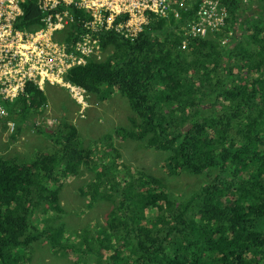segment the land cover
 Returning a JSON list of instances; mask_svg holds the SVG:
<instances>
[{
    "label": "trees",
    "instance_id": "trees-1",
    "mask_svg": "<svg viewBox=\"0 0 264 264\" xmlns=\"http://www.w3.org/2000/svg\"><path fill=\"white\" fill-rule=\"evenodd\" d=\"M220 1L229 15L215 35L231 33L226 49L210 35L182 34L200 2L192 0L193 11L177 21L149 15L134 42L114 30L99 32L107 58H91L66 76L100 103L114 90L129 100V123L118 130L130 144L139 141L138 149L163 158L172 188L145 170L121 171L120 155L115 157L121 146H98L110 150L98 158L101 149L82 145L76 126L62 122L48 131L32 123L29 145L22 138V149L0 152V264H29L40 241L59 252L66 229L51 212L63 210L60 193L76 179L85 185L78 189L83 196L90 192L80 199L109 205L110 227L119 232L118 242L99 251L89 246L94 236L78 234L80 240L66 248L77 258L91 255L98 264H264V0ZM38 15L36 3L27 1L19 25ZM182 40L189 42L185 51ZM226 59L234 67L222 71ZM245 68L250 74L243 77ZM46 104V94L28 85L5 106L19 122L13 140L24 134L22 122ZM204 174L198 186L186 180Z\"/></svg>",
    "mask_w": 264,
    "mask_h": 264
},
{
    "label": "built area",
    "instance_id": "built-area-1",
    "mask_svg": "<svg viewBox=\"0 0 264 264\" xmlns=\"http://www.w3.org/2000/svg\"><path fill=\"white\" fill-rule=\"evenodd\" d=\"M27 1L0 0V118L7 115L4 103L15 98L11 90L23 91L31 81L41 86L69 57L100 56L99 41L89 32L81 35L73 51L55 41L54 33L67 26L71 8L90 13L84 25L89 31L116 30L126 38L141 32L149 15L172 16L176 21L193 11L192 0H37L41 26L23 29L19 18ZM227 16L220 0H200L193 19L181 29L185 36L205 37L219 29ZM188 43L183 40L181 49L186 50ZM1 74L13 78L14 89Z\"/></svg>",
    "mask_w": 264,
    "mask_h": 264
},
{
    "label": "rangeland",
    "instance_id": "rangeland-1",
    "mask_svg": "<svg viewBox=\"0 0 264 264\" xmlns=\"http://www.w3.org/2000/svg\"><path fill=\"white\" fill-rule=\"evenodd\" d=\"M262 54L264 55V51L261 52V55ZM226 69L227 65L226 68L224 66L222 71H226ZM192 75L196 74L193 73ZM199 82L200 81L196 82V84ZM114 92L112 98L105 102L102 101L103 103H100V100L94 97H90L87 102L88 106H79L77 101H73L68 91L64 88L59 86H46L45 94L47 96L48 106L46 109L44 108L43 111L39 112L36 117L31 118L30 120L32 122H22L20 128L22 133H24L23 135L17 134L13 140L14 129L4 127L3 124H0V152L4 151V149H9L10 153L14 154L15 151L25 147V144L22 142L24 140H27V144L29 145L35 137V134L32 132V123L35 125L36 122H45L42 125L45 130L48 131L62 122L69 123L76 126L81 137L84 136L85 141L81 142L82 145L85 147H93L96 150L101 149L97 154L98 158L110 152L109 149L102 148L104 146L97 148L105 144L106 141H108V144L121 146V150L115 153V157L117 154L120 155L117 159L120 170L129 168L132 174L136 173L138 170H145L154 175L164 177L172 188L174 177L169 176L167 168L164 166L161 167L163 165V158L159 157L157 154L151 153L150 150L142 151L138 149V145L140 144H138L139 141L130 144L127 139H122L118 136L116 131L118 128L128 125V118L132 110L128 100L121 96L116 90H114ZM14 125H19V122L15 121ZM68 130L67 128L65 131ZM105 134L107 137H105ZM12 142L19 143H14V145H12L13 149L11 145L5 144ZM37 143L42 144V139L40 137L37 139ZM95 160H97V158H95ZM99 168L100 166L97 168V172H100ZM90 173H92V171L89 172V174ZM84 176L85 175L80 174L81 178ZM87 177L88 175L86 178ZM202 178H205V174L199 176V178L195 180L187 176L186 180L189 181L190 186L191 184L198 186L202 182ZM76 181L78 180L76 179L74 184L70 187H68V184L65 185L66 188H64V193L66 194L60 197L63 210L60 213L51 212L52 217H59L60 220H58L57 223H63L66 229L64 231L65 235L62 239V244L56 247L59 252L52 251L51 248L47 246L46 242H37L34 244L37 251L32 252V255L29 254V256L33 258L29 264H98V260H93L91 256L86 255L84 258L80 259L77 258L79 256L78 254L75 256L74 251L70 252L66 250L68 245L76 244L77 241H75V239H78V234L84 237L94 236V238L90 240V247L94 250L104 247L107 243L111 244L109 238H103L101 236V230L98 227L100 224H103V220L106 221L107 212L110 208L109 205H105L101 201H96V206H89L88 199L81 200L80 197L87 198L90 192H88L86 196H83L78 189L83 188L85 185L84 183L76 184ZM161 225L160 222L159 227H161ZM148 226H151V223H149Z\"/></svg>",
    "mask_w": 264,
    "mask_h": 264
},
{
    "label": "clouds",
    "instance_id": "clouds-1",
    "mask_svg": "<svg viewBox=\"0 0 264 264\" xmlns=\"http://www.w3.org/2000/svg\"><path fill=\"white\" fill-rule=\"evenodd\" d=\"M30 1H32V2H35L36 3V6H37V9H38V12H39V14L40 15H38V17L37 18H35V19H33L32 21H33V23H30V24H27V23H25L24 25H25V27L24 26H20V28H23V29H30V28H33V27H39V26H41L40 25V21H41V16H42V14H41V10H40V8H39V5H38V1L37 0H30ZM242 1H245V0H242ZM221 2V1H220ZM222 4V3H221ZM246 4H249V2L247 3L246 2ZM225 7V6H224ZM226 8V7H225ZM227 9V8H226ZM228 10V9H227ZM41 11V12H40ZM70 13H71V16L69 17V22H68V24H67V26L64 28V29H62V30H59V31H56L55 33H54V39H55V41H57V42H59L60 44H62V45H64L65 46V48H66V50L67 51H73L77 46H78V42L80 41V39H81V35L82 34H84V33H87V32H89V33H91L95 38H97L98 39V41H99V44H100V40H99V38H98V34H99V32H105L104 34H103V36L104 35H106V34H108V32H110V31H112V30H102V31H89L88 29H86V27L84 26L85 25V23H87L89 20H90V13H88V12H86L85 10H83V9H77V8H71L70 9ZM153 15V14H152ZM228 15H229V12H228ZM23 16H24V14H23ZM23 16H21L20 18H19V22L21 21V19H22V17ZM157 16V15H156ZM227 20H228V16L224 19V22H223V24L222 25H220V27H219V29H217V30H215V32H213V33H209L208 35H210V37L217 43V45L220 43V45H221V47H224L225 49L226 48H228L230 45H228L230 42H231V40H232V38H230V35H231V33L230 34H228V35H226L224 38H219L217 35H215V33L216 32H220V31H222L223 30V28L226 26V24H227ZM177 21V20H176ZM20 24V23H19ZM147 24V23H146ZM174 28H176V27H174ZM144 29V28H143ZM177 29V28H176ZM76 31H79L78 33H76ZM115 32H114V34L115 35H118L119 37H121L123 40H126V41H130V42H134L135 41V39L137 38V36L140 34V32L139 33H137L135 36H134V38H126V37H124L123 36V34L121 33V32H118V31H116V30H114ZM143 31V30H142ZM141 31V32H142ZM181 32H182V29L180 30ZM178 32V31H177ZM182 34H184L183 32H182ZM207 35V36H208ZM207 36H205V37H207ZM229 37V38H228ZM202 38H204V37H202ZM182 42H183V40L181 41V44H180V48H181V46H182ZM100 48H101V54H100V56L99 57H97V56H95V58H97L99 61H102V60H104V59H106L107 58V56L105 55V53H104V50H103V48L101 47V45H100ZM185 51V50H184ZM226 65L227 66H230V68H233L234 67V63H233V60L230 62V60L229 59H226ZM246 69V68H245ZM235 72H237V70L235 69ZM249 74H250V71L248 70V69H246V70H244V72H243V77H245L246 75H248L249 76ZM28 85H33L35 88H37V87H39L38 86V84L37 83H35V82H33V81H31V82H28L27 84H26V86L24 87V89H23V91H21V93L22 94H25L26 93V89H27V86ZM120 94V93H119ZM121 95V94H120ZM20 97V96H19ZM127 99V98H126ZM128 100V99H127ZM129 101V100H128ZM14 103V100L12 101V102H7V103H4L5 104V106L7 105V104H13ZM47 104H46V106L44 107L45 109L47 108ZM44 108H42V110L41 111H43L44 110ZM41 111H39V112H41ZM38 112V113H39ZM15 121H18V119H17V117H13V116H11V115H9V114H7L5 117H3V118H0V124H3V126H5V124H6V127H10L11 129H14V133H15V131H16V128L18 127V125H14V122ZM43 123H45V122H42V123H39V122H36V124H38V125H42ZM35 124V125H36ZM117 132V134H118V136H120L122 139H125L124 138V136H123V134L119 131V130H117L116 131ZM104 136V135H103ZM105 137H107V135L105 134ZM106 142H108V141H106ZM122 171V170H121ZM66 193H60V197H61V195H65ZM60 197H59V202L61 201V199H60ZM61 203V202H60ZM108 215V219H107V221H102V223L103 224H100L99 225V229L101 230V236L103 237V238H109V241L111 242V244H114V243H116V242H118L119 240L118 239H115V238H117V235L119 234V232H118V230L117 229H112L111 227H110V222L111 221H113V219H114V217H113V215H111V214H107ZM118 238H120V237H118ZM75 241H79V237H78V239H75ZM108 241V242H109ZM71 245H75V244H70V245H68V246H71ZM106 245H110V244H106ZM105 245V246H106ZM67 246V247H68ZM90 246V245H89ZM104 246V247H105ZM57 247H59V246H57ZM91 248V247H90ZM103 247H101L100 249H98V250H94V251H99V250H101ZM92 249V248H91ZM70 252H73V250H69ZM68 251V252H69ZM106 254H107V252H105ZM91 256V255H90ZM98 262H99V260H98Z\"/></svg>",
    "mask_w": 264,
    "mask_h": 264
},
{
    "label": "bare ground",
    "instance_id": "bare-ground-1",
    "mask_svg": "<svg viewBox=\"0 0 264 264\" xmlns=\"http://www.w3.org/2000/svg\"><path fill=\"white\" fill-rule=\"evenodd\" d=\"M91 58H95V57L93 56H79V57L72 56V57L67 58L64 65H61L62 69H56L51 75V78L46 82H42V85L37 87L36 89L43 91L45 93L46 86L48 85L59 86L67 90L69 93V96L73 99V101L75 102L77 101L79 106L80 105L88 106L87 102L89 101L90 97L92 98V94L88 93L83 88L74 84L72 81L67 79L66 76L71 68L76 67V66L86 65L90 61ZM9 72H11V70L7 71V73ZM1 75L8 82L10 88L14 89L15 87L10 84V81L13 80V78H10L3 74ZM11 91L13 94H15V97L21 92V91L17 92L15 90H11Z\"/></svg>",
    "mask_w": 264,
    "mask_h": 264
}]
</instances>
